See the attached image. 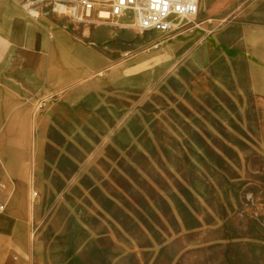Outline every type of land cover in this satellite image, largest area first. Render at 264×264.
<instances>
[{
	"label": "rangeland",
	"instance_id": "rangeland-1",
	"mask_svg": "<svg viewBox=\"0 0 264 264\" xmlns=\"http://www.w3.org/2000/svg\"><path fill=\"white\" fill-rule=\"evenodd\" d=\"M197 19L158 39L107 23L133 35L94 41L109 63L62 88L57 112L45 101L27 114L28 143L9 160L34 195L30 255L264 264V85L252 80L264 74V34H251L248 79L232 81L244 50L228 31L196 33Z\"/></svg>",
	"mask_w": 264,
	"mask_h": 264
},
{
	"label": "crops",
	"instance_id": "crops-1",
	"mask_svg": "<svg viewBox=\"0 0 264 264\" xmlns=\"http://www.w3.org/2000/svg\"><path fill=\"white\" fill-rule=\"evenodd\" d=\"M23 1L0 0L1 124L18 112L39 111L35 107H44L45 101L48 109L44 111L57 112L55 98L62 88L109 63L107 55H94V41H102L109 36L133 35V31L121 32L107 23L92 26L77 23L67 18L65 13L52 9L44 11L41 17L31 18L22 8ZM200 7L195 18L198 19L191 29L233 33L230 36L231 47L244 51L239 62L236 59L230 61L229 79L247 80V69L254 64L248 52L254 47L251 34L258 33L253 37L258 41L264 34V0H201ZM150 34L155 36V32ZM185 39L190 40V37L183 35ZM239 64L243 65V71L238 70ZM61 72L64 79H61ZM10 247L7 255L11 256V264L46 263L42 255H30L31 252L15 245Z\"/></svg>",
	"mask_w": 264,
	"mask_h": 264
},
{
	"label": "bare ground",
	"instance_id": "bare-ground-1",
	"mask_svg": "<svg viewBox=\"0 0 264 264\" xmlns=\"http://www.w3.org/2000/svg\"><path fill=\"white\" fill-rule=\"evenodd\" d=\"M111 1L97 0L96 7L99 12L104 11ZM118 19L121 24L133 25L134 14L127 9ZM161 33V31H155L154 38H161ZM102 73L103 71L100 70L98 74ZM61 79H64L62 72ZM252 80L258 83V89L261 90L264 85V74L260 72ZM0 125V200L4 203V208L0 211V262L11 264L13 262L11 256L7 255L11 245L27 252L33 250L29 224L34 195L32 197L30 182L23 174V170H20V164L9 160L10 155L13 156L14 153L17 154L26 148L30 126L27 114L23 112L14 114L9 121L4 124L0 122ZM203 219L205 226L206 213Z\"/></svg>",
	"mask_w": 264,
	"mask_h": 264
},
{
	"label": "built area",
	"instance_id": "built-area-1",
	"mask_svg": "<svg viewBox=\"0 0 264 264\" xmlns=\"http://www.w3.org/2000/svg\"><path fill=\"white\" fill-rule=\"evenodd\" d=\"M97 0H24L22 7L31 17L37 18L49 8L65 13L74 22L88 26L111 23L123 29L136 30L141 34L161 31L171 32L177 18L194 20L200 10L201 0H112L104 11L99 12ZM130 9L134 14L133 25L119 23V16ZM4 203L0 200V211Z\"/></svg>",
	"mask_w": 264,
	"mask_h": 264
}]
</instances>
